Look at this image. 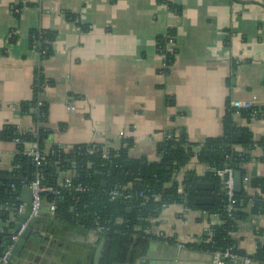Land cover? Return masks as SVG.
I'll use <instances>...</instances> for the list:
<instances>
[{"label":"crops","instance_id":"obj_1","mask_svg":"<svg viewBox=\"0 0 264 264\" xmlns=\"http://www.w3.org/2000/svg\"><path fill=\"white\" fill-rule=\"evenodd\" d=\"M173 1L179 12L159 0H0V132L6 126L20 132L33 128V114L22 113L20 106L34 100L41 69L54 81L41 97L48 105V152L84 144L117 149L132 140L131 159L155 162L158 146L173 133L186 134L199 151L207 139L224 135L228 105L235 100L250 101L259 110L258 116L235 112L236 133L261 140L264 0ZM37 31L56 33L53 55L45 61L31 43ZM170 31L175 33V59L168 67L157 39ZM233 150L246 180L243 193L252 197L251 180L264 177L263 151L240 145ZM17 153L16 142L0 140V170H9ZM208 167L194 157L176 180L195 176L196 183L213 184V190L200 191L212 198L216 183L204 181ZM218 222V216L205 211L169 205L151 229L166 240H152L134 264H214L212 254L179 249L174 242L200 237ZM261 229V215L249 214L239 222L235 239L246 254H255ZM80 230L63 231L61 244L48 237L46 247L57 250L49 259L63 254L66 262L68 252L73 264H90L96 236Z\"/></svg>","mask_w":264,"mask_h":264},{"label":"trees","instance_id":"obj_2","mask_svg":"<svg viewBox=\"0 0 264 264\" xmlns=\"http://www.w3.org/2000/svg\"><path fill=\"white\" fill-rule=\"evenodd\" d=\"M161 3L168 4L173 11H180L175 2L169 0H159ZM68 19L76 21L72 15ZM82 29L86 26L79 24ZM37 32H33L35 34ZM175 39V33L170 31L168 35ZM32 37V36H31ZM56 39L54 31H42L41 47H35L31 38L33 48L38 52L47 48V54L41 57V61L48 60L53 55L52 45ZM166 48L165 36L157 39V49ZM174 54L166 52V65L168 67L174 62ZM37 72V78L34 83V100L32 102H23L20 106L22 113H32L39 128L36 131L20 132L14 126H6L0 132V140L15 141L19 139L18 153L9 170H0V245H8V238L12 228L24 218L26 220L29 214V207L26 212L19 215L18 208L23 203L21 200L22 192L29 182L25 181L28 173L34 176L36 172L35 165L24 153L32 143H37L40 152L46 158V164L43 167L44 182L47 187H54L59 192V198L50 193L44 195L46 202H56V211L53 218L45 216L34 220L30 227L34 229V243L40 249L46 247L51 235L53 241L59 240L60 234L65 230H75L84 227V229L94 235L91 223L94 214H98L103 222L108 223L112 228L111 232L100 234L106 239V246L101 264H126L130 253V247L136 240L134 249V262L137 257L146 255L150 243L155 238L145 235L146 229H152L158 224V220L164 210V206L172 204H184L187 211L202 210L207 214L216 215L219 222L212 225L202 235L203 243L195 248L200 251H216L231 249L234 253L244 255L238 246V241L230 236V232H238L239 222L247 215L264 216V177L251 180L252 189L256 192L254 196L249 197L242 193L237 195V199L242 201L234 212L232 218H228L224 212L226 205V195L224 185L220 178L215 176L216 170L233 164V158L237 163L239 154L233 150L234 146L240 145L245 149L258 146L264 154V137L258 142L253 140L250 133H245L242 138L236 133L233 123L235 111L228 107V112L224 118V135L216 139H207L199 151H196V145L190 143L186 134L176 135L173 133L171 140H165L158 146L159 159L155 162H147L142 159H131L129 150L133 147L132 140H124L117 149L97 146L95 144H84L75 146L72 149H64L58 146L51 151L46 149V141L49 135V129L44 123L48 117V105L40 108V113L33 110L41 100L44 88L53 86V80H47L40 72ZM229 106V105H228ZM33 111V112H32ZM251 111H249V114ZM93 150V154L89 153ZM197 157L201 163L208 165L211 170L204 178V181H213L216 188L213 191V203L209 206H199L195 200L203 197L202 193L196 189V177L190 176L184 181H177L176 175L190 161ZM264 161V156L262 158ZM244 174V172H243ZM71 178L73 186L70 189L60 188V183L65 179ZM13 179V180H10ZM24 180V182H23ZM78 184H82L91 189L88 193H81L76 190ZM14 185L16 190L11 187ZM128 186L129 192L133 194V199L124 202L122 199L111 201L109 193L117 187ZM184 188L188 195L187 201H184L177 193L178 189ZM143 193V197L137 194ZM153 194L159 195L160 199L155 200ZM252 199V203L250 202ZM250 207L248 212L246 209ZM15 218L17 222H12ZM23 221V222H24ZM137 229H139L137 231ZM132 233H137L138 237L133 238ZM258 235L263 237V242L258 243V248L252 256L260 264H264V229L258 231ZM61 244V241H58ZM95 251L90 256V264H94ZM41 260V259H40ZM35 260L37 264H47L48 261ZM62 263L65 262L64 256L61 257ZM67 262V260H66ZM80 262H75L79 264ZM83 263V262H81ZM227 264H235L228 262Z\"/></svg>","mask_w":264,"mask_h":264},{"label":"built area","instance_id":"obj_3","mask_svg":"<svg viewBox=\"0 0 264 264\" xmlns=\"http://www.w3.org/2000/svg\"><path fill=\"white\" fill-rule=\"evenodd\" d=\"M41 33L42 31H37V33L32 35L33 44L35 47H41ZM166 38V48L165 50L162 48L160 49V54L164 56L166 60V52L173 53L174 54V47H175V39L170 36H165ZM39 58L41 60V57L46 56L47 54V48L38 51ZM45 89V88H44ZM45 104L42 100H39L37 103V106L34 108L35 113H40V108L44 107ZM229 108L234 110L236 113H242V112H249L251 111V115L258 116L259 110L255 109L253 106V103L247 100H235L229 103ZM74 109V108H73ZM37 128H39L38 122H35L33 128L31 131H36ZM123 137V134H121V138ZM173 138V134H168L166 136V140H171ZM14 142H16L18 145L21 143L19 139H16ZM126 146V144H124ZM90 154H93V150H89ZM26 156H28L31 160V162L36 167V172L34 176H32L31 181L29 182V185L25 186V188H30L32 191V204L26 205L22 203L19 208L18 212L19 215H22L26 212L27 206L29 207V214L26 218V220L22 223L21 228L17 235H11V239L13 241V245L5 246L0 245V264H12L13 260V248L14 244L19 240L20 235L24 232L25 229L30 227V224L40 218V217H47V218H53L56 211V202H46L44 200L43 193L45 194H52L59 198L60 192L54 188V187H47L43 184L44 182V171L43 167L46 164V158L45 156L40 152L39 146L37 143H32L29 146H27V149L24 153ZM264 156V154H263ZM209 170H211L210 167H208ZM215 176L220 178L224 185V192L226 197V205L224 206V212L227 214L228 218H232L234 216V212L238 205L242 202L237 199V195L234 192V176L235 171L232 168H222L219 170H216ZM24 182V180H23ZM60 188L70 189L73 186V180L71 178L65 179L64 182L60 183ZM13 190H16V187L12 185L11 187ZM76 190L81 193H88L91 191V189L87 186H84L82 184H78L76 187ZM179 195H181L182 199L184 201H187L188 195L185 193L184 188L180 187L177 191ZM138 197H143V193L137 194ZM109 197L111 201H116L119 199H122L124 202H129L133 199V194L129 192L128 186L123 187H117L110 191ZM155 200H159L160 196L153 194L152 195ZM22 200V196H21ZM250 202L252 203V199H250ZM168 206H164V209ZM12 222H17L15 218H11ZM92 231L97 236H101L100 234L108 233L112 231V228L108 226V223L103 222L101 220V217L98 214H94L93 221L91 223ZM81 229H84L83 226H81ZM85 230V229H84ZM139 229H137L138 231ZM14 228L11 229L10 234H13ZM145 235L151 236L155 239H161L166 240L163 233H155L151 229H146L144 231ZM236 232H230V236L235 238ZM131 236L133 238H137V233H132ZM200 237L192 238L191 236H185L181 240H178L174 242L175 246L179 249H185L188 248L191 245H200L203 243V240ZM263 242V237L258 235V243ZM4 246V247H3ZM258 248V246H257ZM205 252H208L212 254L213 262L214 264H227L228 262H233L235 264H260L259 261L255 260L252 256L254 254H244L239 255L234 253L231 249H227L225 251L222 250H216V251H208L205 250Z\"/></svg>","mask_w":264,"mask_h":264},{"label":"water","instance_id":"obj_4","mask_svg":"<svg viewBox=\"0 0 264 264\" xmlns=\"http://www.w3.org/2000/svg\"><path fill=\"white\" fill-rule=\"evenodd\" d=\"M239 136H241V134H239ZM30 164H31V161H30ZM227 167L234 169V171H235L234 192L236 193V195H241L243 193L244 185L246 183V180L244 179V174H243L242 170L239 169L238 164L235 162V158H233V164L228 165ZM31 179H32V174H31V172H29L27 177L24 178V180L27 182H30ZM10 180H13V179H10ZM196 189L198 191L213 190L214 185L210 184V183L209 184L208 183H196ZM44 195H45V193H43V196ZM32 200H33V197H32L31 189L25 188L22 192V202L29 206L32 204ZM195 202L199 206H209L213 203V199L212 198H206V197H198V198H196ZM23 221H24V218H22L21 221L16 224V226L14 227L13 234L9 235V238H8V245L9 246L13 245L11 235H17V233L19 232V230L21 228ZM71 230H73V229H71ZM80 233L87 234V231L86 230H80ZM34 236H35V232H34V229L32 227H28L20 235L19 240L14 244V248H13V252H12L13 253L12 264H22L20 262V260L24 256V253L27 250H29L30 248H34L33 247ZM93 236H96V240L94 242L96 245L94 264H101L103 254H104V249L106 246V239L103 236H97L96 234H94ZM0 243H1V241H0ZM135 244H136V240L134 241L133 246L130 247V253H129L126 264H134ZM25 261H28V260H25ZM23 264H28V263L23 262Z\"/></svg>","mask_w":264,"mask_h":264},{"label":"rangeland","instance_id":"obj_5","mask_svg":"<svg viewBox=\"0 0 264 264\" xmlns=\"http://www.w3.org/2000/svg\"><path fill=\"white\" fill-rule=\"evenodd\" d=\"M54 252V254H53ZM57 250H51L50 247H45V249H40V247H35L34 248H30L29 250H27L25 253H24V256L22 257V259L20 260V262L23 264L24 263H28V264H37L35 262V256L36 254L37 255H40L41 257V263L42 261H48V262H45L47 264H63L62 262H59L61 261V257L63 256L60 255V257H53V259H49L50 256L52 255H56L57 253ZM65 251H63V253H65ZM52 254V255H51ZM73 255L71 253H68L67 252V262H65V264H73V260H74V256L72 257ZM58 258V259H57ZM25 260H28V261H25Z\"/></svg>","mask_w":264,"mask_h":264},{"label":"flooded vegetation","instance_id":"obj_6","mask_svg":"<svg viewBox=\"0 0 264 264\" xmlns=\"http://www.w3.org/2000/svg\"><path fill=\"white\" fill-rule=\"evenodd\" d=\"M42 249H43V248H42ZM34 258H35V260H37V259H39V258H41V257H40V255H37V254H36V256H35ZM39 260H40V259H39Z\"/></svg>","mask_w":264,"mask_h":264}]
</instances>
